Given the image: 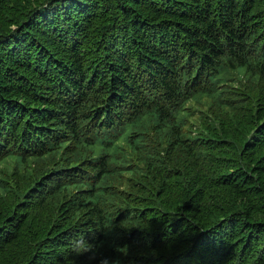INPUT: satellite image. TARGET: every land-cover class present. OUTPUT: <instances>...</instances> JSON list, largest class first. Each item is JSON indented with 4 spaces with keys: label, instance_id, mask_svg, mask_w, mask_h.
<instances>
[{
    "label": "trees",
    "instance_id": "trees-1",
    "mask_svg": "<svg viewBox=\"0 0 264 264\" xmlns=\"http://www.w3.org/2000/svg\"><path fill=\"white\" fill-rule=\"evenodd\" d=\"M0 264H264V0H0Z\"/></svg>",
    "mask_w": 264,
    "mask_h": 264
},
{
    "label": "rangeland",
    "instance_id": "rangeland-1",
    "mask_svg": "<svg viewBox=\"0 0 264 264\" xmlns=\"http://www.w3.org/2000/svg\"><path fill=\"white\" fill-rule=\"evenodd\" d=\"M12 15H13L15 18H18V17H19V14H16L15 11H13V14H12ZM7 20H8V19L1 20V23H2V24H1V27H6V28L8 27V28H9V27H11V26L13 25V24H11L10 26H6V22H7ZM190 104H191L192 108H194V111H197V110H196L197 106L200 107V105H199L197 102H195V101H192ZM31 176H32V175H31Z\"/></svg>",
    "mask_w": 264,
    "mask_h": 264
}]
</instances>
